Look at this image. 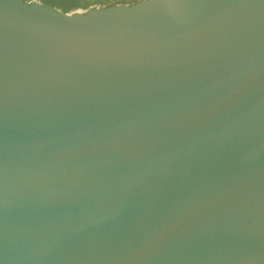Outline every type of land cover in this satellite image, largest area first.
I'll return each instance as SVG.
<instances>
[{
	"label": "water",
	"instance_id": "1",
	"mask_svg": "<svg viewBox=\"0 0 264 264\" xmlns=\"http://www.w3.org/2000/svg\"><path fill=\"white\" fill-rule=\"evenodd\" d=\"M0 264H264V0H0Z\"/></svg>",
	"mask_w": 264,
	"mask_h": 264
},
{
	"label": "flooded vegetation",
	"instance_id": "2",
	"mask_svg": "<svg viewBox=\"0 0 264 264\" xmlns=\"http://www.w3.org/2000/svg\"><path fill=\"white\" fill-rule=\"evenodd\" d=\"M27 3L39 2L58 8L63 12H88L95 9L134 5L142 0H24Z\"/></svg>",
	"mask_w": 264,
	"mask_h": 264
}]
</instances>
